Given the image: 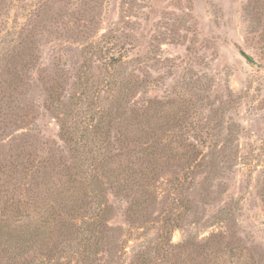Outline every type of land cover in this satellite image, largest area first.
I'll return each mask as SVG.
<instances>
[{
    "label": "rangeland",
    "instance_id": "rangeland-1",
    "mask_svg": "<svg viewBox=\"0 0 264 264\" xmlns=\"http://www.w3.org/2000/svg\"><path fill=\"white\" fill-rule=\"evenodd\" d=\"M0 264H264V0H0Z\"/></svg>",
    "mask_w": 264,
    "mask_h": 264
},
{
    "label": "trees",
    "instance_id": "trees-1",
    "mask_svg": "<svg viewBox=\"0 0 264 264\" xmlns=\"http://www.w3.org/2000/svg\"><path fill=\"white\" fill-rule=\"evenodd\" d=\"M91 128V131L94 132L93 137H95V140H87L88 137L83 138L84 142L83 144L78 145V143H75V145L81 147V146H90V147H97V142L99 140V136L101 134L100 126L96 123L92 126H89ZM60 131L62 133V136L65 138L66 141H72L73 138L71 134L67 133L65 130V127L60 125ZM106 135V134H105ZM106 140V138H105ZM91 151V150H89ZM88 151V152H89ZM81 155V154H80ZM95 160V159H93ZM84 162V161H82ZM75 167V166H74ZM71 176H75L76 178H80L82 175L79 174H73V175H65L66 182H64V185H67V187H70L69 185L72 183H75V179ZM83 179V177H82ZM84 179H87V183H90L88 186L89 188V198L91 200V203H93V206L95 207L94 210H92V213L89 214V217L83 218V225L85 228L77 227L75 229V239L77 242H79V246L83 247V252L87 253L89 256L94 255V250L97 248V246L100 244V241L102 239V236L105 231V224H104V207L102 206V203L99 199L102 200V191L101 183L97 181V179H94L93 182H89L92 178L91 176H85ZM71 189V187H70ZM119 189V188H117ZM121 191V190H119ZM52 195L54 196V203L47 209L42 208L43 212H45L46 217H44V221L42 224H50V222L54 221V218L60 216V212H62L64 209L69 208L70 210L77 209L81 210L83 206H87L86 203L83 202V199L77 200L76 195L72 190L66 189L61 191H55L52 192ZM86 204V205H85ZM77 207V208H75ZM30 224L26 225V233L30 234L32 233V230L30 231ZM34 230V229H33ZM25 231V230H24ZM76 242V243H77ZM88 258V256H87ZM87 261V259L85 260Z\"/></svg>",
    "mask_w": 264,
    "mask_h": 264
}]
</instances>
